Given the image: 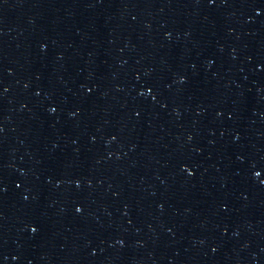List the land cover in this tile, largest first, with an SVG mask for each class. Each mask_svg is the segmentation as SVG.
Returning <instances> with one entry per match:
<instances>
[{
  "label": "water",
  "instance_id": "obj_1",
  "mask_svg": "<svg viewBox=\"0 0 264 264\" xmlns=\"http://www.w3.org/2000/svg\"><path fill=\"white\" fill-rule=\"evenodd\" d=\"M0 264H264V0H0Z\"/></svg>",
  "mask_w": 264,
  "mask_h": 264
}]
</instances>
